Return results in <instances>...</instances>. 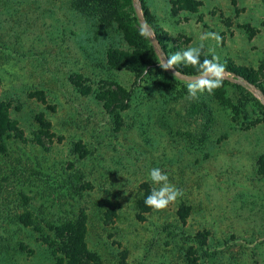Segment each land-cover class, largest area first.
Returning a JSON list of instances; mask_svg holds the SVG:
<instances>
[{
	"label": "rangeland",
	"instance_id": "rangeland-1",
	"mask_svg": "<svg viewBox=\"0 0 264 264\" xmlns=\"http://www.w3.org/2000/svg\"><path fill=\"white\" fill-rule=\"evenodd\" d=\"M75 1L0 0V99L23 137L0 152V264H59L43 236L82 211L102 264H264V0H132L127 22L154 35L143 67L110 64L123 31ZM188 47L199 64L159 66L156 48ZM202 75L222 83L190 95ZM152 167L181 192L159 210Z\"/></svg>",
	"mask_w": 264,
	"mask_h": 264
},
{
	"label": "trees",
	"instance_id": "trees-1",
	"mask_svg": "<svg viewBox=\"0 0 264 264\" xmlns=\"http://www.w3.org/2000/svg\"><path fill=\"white\" fill-rule=\"evenodd\" d=\"M125 4L130 6L132 0L75 1L76 8L87 14L98 16V19L105 27H110L114 23H117L123 31L122 38L125 44L132 48L134 53L128 49L118 50L116 47L111 46L108 50V60L110 64L124 65L123 63H128L134 67H143L147 63H152L150 55L152 47L149 45V38L141 35V29L127 22L123 12V6ZM160 41L164 43L162 37ZM146 49L150 50V53H147ZM135 55H137L136 58ZM230 70L241 75L246 73L245 68L236 65H231ZM118 89L122 93V99L129 97L124 87L119 85ZM39 94V91H35L32 93V96H39L44 100V96H40ZM96 95L99 100L105 101V107H110L118 103L116 92L112 90L99 91L96 92ZM123 95H125V97H123ZM11 111L12 104L0 99V152L3 153L8 150V138H23L19 122L12 117ZM37 120L45 129V133L52 139L55 134L51 132V121L45 119L43 115L37 116ZM36 140L39 144L45 145V142L42 140V135L37 134ZM149 191L150 189L147 188L145 196ZM20 220L26 226L34 225V221L29 212L22 214ZM48 227L53 232V236L44 235L43 240L49 245L54 258L59 264H102L100 255L88 246L87 215L85 211H82L73 219L52 223L49 224Z\"/></svg>",
	"mask_w": 264,
	"mask_h": 264
},
{
	"label": "clouds",
	"instance_id": "clouds-1",
	"mask_svg": "<svg viewBox=\"0 0 264 264\" xmlns=\"http://www.w3.org/2000/svg\"><path fill=\"white\" fill-rule=\"evenodd\" d=\"M141 35H151L150 28L142 27ZM209 35H212L216 40L220 39V37L215 33ZM153 38L154 35H151L152 40ZM156 53L160 56L158 61L159 66L164 70H168L174 66L176 67V65L180 63L185 65L191 64L194 66L199 64L201 48L188 47L186 49H182L181 51L172 53L171 55H166L164 52L161 54V51L156 48ZM210 63V61L204 60L202 66L207 67ZM215 67L216 65H212V68ZM174 75H179L178 71H176ZM217 75H219V73H217ZM221 83V79L209 80L206 76L202 75L196 79V82L189 83L186 87L188 93L195 96L197 91L207 90L210 92L214 87H219ZM148 179L152 182L153 186L151 187L149 193L144 197V203L150 208L155 210L166 208L170 203L174 202L179 195H181L180 190L170 183L168 174L160 167L150 168L148 170Z\"/></svg>",
	"mask_w": 264,
	"mask_h": 264
}]
</instances>
